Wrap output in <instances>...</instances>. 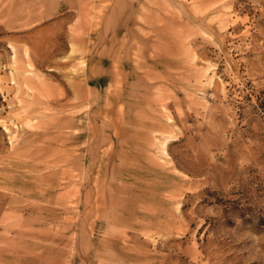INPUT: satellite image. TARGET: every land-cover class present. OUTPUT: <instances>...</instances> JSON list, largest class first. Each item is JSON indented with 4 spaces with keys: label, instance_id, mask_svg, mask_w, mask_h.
Wrapping results in <instances>:
<instances>
[{
    "label": "rangeland",
    "instance_id": "374dc122",
    "mask_svg": "<svg viewBox=\"0 0 264 264\" xmlns=\"http://www.w3.org/2000/svg\"><path fill=\"white\" fill-rule=\"evenodd\" d=\"M0 264H264V0H0Z\"/></svg>",
    "mask_w": 264,
    "mask_h": 264
}]
</instances>
